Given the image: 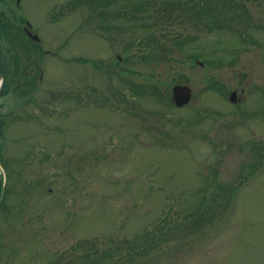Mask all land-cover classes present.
Returning a JSON list of instances; mask_svg holds the SVG:
<instances>
[{
	"label": "rangeland",
	"instance_id": "1",
	"mask_svg": "<svg viewBox=\"0 0 264 264\" xmlns=\"http://www.w3.org/2000/svg\"><path fill=\"white\" fill-rule=\"evenodd\" d=\"M150 1L0 0V264H76L160 224L103 264H264V0L177 16L160 50Z\"/></svg>",
	"mask_w": 264,
	"mask_h": 264
},
{
	"label": "trees",
	"instance_id": "2",
	"mask_svg": "<svg viewBox=\"0 0 264 264\" xmlns=\"http://www.w3.org/2000/svg\"><path fill=\"white\" fill-rule=\"evenodd\" d=\"M104 1V0H103ZM125 2V4L127 5L128 1L127 0H123ZM136 1H143V0H136ZM146 1V0H144ZM206 1V5H203L205 8L202 10H198V7L200 6V3L203 4V2H199V0H164V1H159V0H155L154 2L150 1L149 3H143V4H139L138 6H135L133 9L137 10L136 8H139V12L142 13L143 11L146 12H150L153 11L154 15H150L152 17H150L149 19L153 20L151 23H147L146 25H144V30L148 31L149 35H148V40L156 43V45H153L152 47L157 48L158 50H160L163 45L161 43V37L166 38V35L161 34V32H163L166 28L170 29L175 27V21H176V17H180L183 14H188L189 12H191L192 10H196L198 12V14L200 15V13L202 12H207V13H212L214 11L216 12H220V10L223 9L224 6H222L220 8L219 4H217L216 2H218V0H209V2H215L217 4V6L219 7H215V6H209L207 0ZM148 2V1H147ZM213 2V4H214ZM222 4H224V2H226V0H221ZM194 5V6H193ZM212 5V3H211ZM147 6L149 8H147ZM127 9L129 8L128 5L126 6ZM227 7V6H225ZM105 8V7H104ZM126 9V8H125ZM127 14L129 15V9L126 11ZM160 13V14H159ZM103 14V13H102ZM123 14V13H121ZM152 14V13H151ZM163 14L169 16L170 18H172L173 20L171 21H167V22H161L158 18V16L161 15V18H163ZM177 14V15H175ZM107 16V13H106ZM213 16V15H212ZM102 17V15H101ZM129 18H131L130 16H127ZM214 18V17H213ZM215 19V18H214ZM155 20V21H154ZM222 23V22H221ZM214 24H219L218 22H214ZM168 25H173V26H168ZM170 36V33L167 34V37ZM176 39L175 43H180L183 41H187V39H182L180 34H177V36L174 38ZM0 160L3 161V159L0 156ZM4 163V162H3ZM5 165V163H4ZM6 167V166H5ZM0 179L2 180V174H0ZM2 193V186H1V182H0V195ZM210 203L206 204L204 206H200L196 212V214H192L191 216L187 217V218H193L194 216H196V218L198 219V222L196 223H184V226L186 228H193L196 229L200 226H204L206 224V222H210L211 217L209 215H204V211L205 209H209L210 207ZM167 227H163V224H160L159 226L157 225L154 230H146L142 235H140L139 237L136 238H132V239H128L125 238L122 240V242L117 243V241L111 240L113 244V246L109 247V255L107 256H102L101 250L102 248L105 246L103 243H101L100 239H97L98 241H96V243H92V249L89 255H85L82 256L80 258L83 259H77L76 264H103L106 263V261L108 259H106L105 257H110V259H116L115 261L120 262L123 261V258H125L126 256H131L132 260L136 257H139L141 255L146 254L147 252H149L150 250L156 249L157 246H160L161 244V240L162 241H166L167 238H169V235L167 233L166 230ZM169 230H172V228H169ZM121 241V240H120ZM100 244L104 245L102 248H100ZM75 260V259H74ZM60 257H58V259H56L53 262H49V264H60Z\"/></svg>",
	"mask_w": 264,
	"mask_h": 264
},
{
	"label": "water",
	"instance_id": "3",
	"mask_svg": "<svg viewBox=\"0 0 264 264\" xmlns=\"http://www.w3.org/2000/svg\"><path fill=\"white\" fill-rule=\"evenodd\" d=\"M28 33L35 40H39L38 35L36 34L33 35V33L30 32L29 30ZM3 77L4 75L0 64V80L2 79V81H0L1 88L3 85ZM0 94H1V90H0ZM192 97H193V89L189 85L178 84L173 87V100L178 107H183L189 104L190 101L192 100ZM230 100L231 102H237L240 100L238 90H234L233 92H231Z\"/></svg>",
	"mask_w": 264,
	"mask_h": 264
},
{
	"label": "flooded vegetation",
	"instance_id": "4",
	"mask_svg": "<svg viewBox=\"0 0 264 264\" xmlns=\"http://www.w3.org/2000/svg\"><path fill=\"white\" fill-rule=\"evenodd\" d=\"M20 2H21V1H19V2H18V0H17V3H18V4H20ZM27 25H28V24H27ZM28 27L30 28L31 26H30V25H28Z\"/></svg>",
	"mask_w": 264,
	"mask_h": 264
}]
</instances>
